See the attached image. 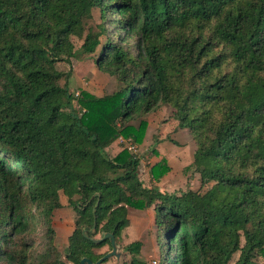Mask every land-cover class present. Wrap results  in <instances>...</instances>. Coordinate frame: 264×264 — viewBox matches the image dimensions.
<instances>
[{"label": "trees", "instance_id": "trees-1", "mask_svg": "<svg viewBox=\"0 0 264 264\" xmlns=\"http://www.w3.org/2000/svg\"><path fill=\"white\" fill-rule=\"evenodd\" d=\"M93 9L101 21L85 32ZM99 46L98 70L120 86L82 94L78 114L58 64ZM159 104L189 130L204 191L145 186L138 158L108 153L120 136L140 141L142 116ZM60 192L77 213L63 258L52 226ZM128 207L154 211L159 264L264 255V0H0V264L95 262L110 243L94 241L92 225L117 238ZM36 219L45 248L33 255ZM139 248L126 245L124 264H146Z\"/></svg>", "mask_w": 264, "mask_h": 264}, {"label": "rangeland", "instance_id": "rangeland-1", "mask_svg": "<svg viewBox=\"0 0 264 264\" xmlns=\"http://www.w3.org/2000/svg\"><path fill=\"white\" fill-rule=\"evenodd\" d=\"M101 21L98 9H93L92 19L85 26V32ZM96 30V29H95ZM108 34L101 37L113 38L112 25H108ZM74 48L79 50L82 39L73 37ZM129 44L132 42L128 41ZM100 50L97 48L94 54L78 53L71 62V67L64 62L58 64V69L64 72L61 85L67 82V87L73 94V109L80 114L83 111L80 98L82 94H90L97 97L104 96L116 90L120 83L115 76L98 70L95 57ZM132 50V49H131ZM133 51V50H132ZM174 108L169 104H159L142 118L146 121L143 135L140 141L135 142L130 138L118 137L108 147V153L121 152L124 158L134 156L139 159L138 175L145 186L156 187L173 194L181 193L188 188L204 191L205 186H200L199 173L193 164V152L196 148L194 140L187 128L178 124L173 115ZM139 119L125 121V124L138 125ZM121 123V122H120ZM131 142L132 148H129ZM155 166L154 169H152ZM35 211L34 208H32ZM76 210L69 203V198L60 192V206L53 211L52 226L54 230V244L62 258L68 244V236L74 229ZM128 225L122 230L119 237L115 238L118 245L119 256H111L101 264H124L131 258V253L126 250V245L131 241H139L140 248L136 257L146 264H159L161 262L160 231L155 223V214L151 208L127 209ZM102 232L93 233L94 239H100ZM28 239L30 252L33 255L42 253L45 248V226L36 219L31 222ZM105 240H109L108 238ZM110 243V241H109ZM111 250L110 244H103L96 248L97 253H106ZM235 253L233 260L237 258ZM256 264H264V255L258 254Z\"/></svg>", "mask_w": 264, "mask_h": 264}, {"label": "water", "instance_id": "water-1", "mask_svg": "<svg viewBox=\"0 0 264 264\" xmlns=\"http://www.w3.org/2000/svg\"><path fill=\"white\" fill-rule=\"evenodd\" d=\"M94 228H95V224L92 225L90 232L94 233ZM109 239L110 241V245H111V250L106 252L105 254H103L100 258H98L95 262L91 261L89 258L87 257H83L80 260V264H101L103 261H105L106 259H108L111 256H119V252H118V245L115 242V238L111 233H104L102 235V237L100 239H94V241H101V240H105V239Z\"/></svg>", "mask_w": 264, "mask_h": 264}, {"label": "built area", "instance_id": "built-area-1", "mask_svg": "<svg viewBox=\"0 0 264 264\" xmlns=\"http://www.w3.org/2000/svg\"><path fill=\"white\" fill-rule=\"evenodd\" d=\"M129 148H132L131 142H130V144H129Z\"/></svg>", "mask_w": 264, "mask_h": 264}]
</instances>
